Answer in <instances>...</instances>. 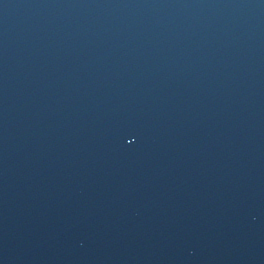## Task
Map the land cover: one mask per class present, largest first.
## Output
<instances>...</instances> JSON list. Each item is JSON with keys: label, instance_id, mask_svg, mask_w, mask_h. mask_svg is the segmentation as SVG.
Segmentation results:
<instances>
[{"label": "water", "instance_id": "95a60500", "mask_svg": "<svg viewBox=\"0 0 264 264\" xmlns=\"http://www.w3.org/2000/svg\"><path fill=\"white\" fill-rule=\"evenodd\" d=\"M0 264H264V0H0Z\"/></svg>", "mask_w": 264, "mask_h": 264}]
</instances>
